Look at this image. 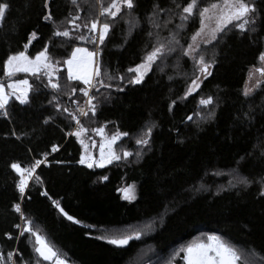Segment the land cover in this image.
<instances>
[{
	"label": "trees",
	"instance_id": "16d2710c",
	"mask_svg": "<svg viewBox=\"0 0 264 264\" xmlns=\"http://www.w3.org/2000/svg\"><path fill=\"white\" fill-rule=\"evenodd\" d=\"M45 2L0 0L8 5L0 19V82L6 86L27 80L29 85V103L20 104L10 96L7 116L0 110V249L5 264L9 252H16V264L21 257L26 264H37L38 260L54 264L38 257L34 238L19 234L24 225L21 215L39 229L67 264H186L179 250L207 235L221 236L242 254L261 261L264 75L249 95L244 93L249 74L264 68L259 60L264 53V0H248L256 8L255 31H241L230 24L217 40L200 47L198 52L215 63L209 70L211 75L187 96L192 79L200 75L193 59L182 54L199 29L195 9L182 29L176 27L189 0H134L131 14L122 7L116 18L100 15L111 0H78L79 8L70 0H47V8ZM211 2L215 0H198L200 7ZM154 3L170 10L160 13L157 21L163 25L169 19L166 27L154 28L148 23ZM49 13L52 20H44ZM75 16H79L74 21L81 25L78 29L69 22ZM93 18L110 24L100 43L99 62L102 78L111 87L97 86L96 114L89 112L84 117L83 126L89 131L80 139L87 141L97 158L103 140L91 130L103 125L107 137L128 133L117 140L114 150L121 156L122 149L133 155L89 168L87 163L78 162L85 147L76 136H68L73 120L63 112L66 107L74 114L75 106L85 102L79 89L86 86L82 81L68 80L64 61L77 47L94 51L93 40L76 38L93 36L83 27ZM137 21L138 26H133ZM64 29L70 30L69 38L54 35ZM33 32L36 35L29 42ZM170 32L179 33L175 51L157 60L140 84H130L135 73L128 70L142 63L156 43L157 33L164 40ZM45 48L58 67L52 79L61 85L60 91L45 87L48 78L44 71L6 76L4 62L9 55L24 51L35 57ZM108 75L117 78L109 80ZM73 87L77 90L70 93ZM6 91L11 90L6 87ZM208 97L212 103L201 105L200 100ZM56 104L62 107L57 109ZM150 126L149 144L137 145L136 138ZM36 160L44 163L21 195L16 187L20 175L11 165L27 168ZM244 178L251 183H240ZM124 190L132 197L125 198ZM53 201L74 220H68ZM15 204L20 205L21 213L15 211ZM147 224H152L150 230L145 229ZM134 230L144 234L125 246L99 238Z\"/></svg>",
	"mask_w": 264,
	"mask_h": 264
},
{
	"label": "snow or ice",
	"instance_id": "6c2138e0",
	"mask_svg": "<svg viewBox=\"0 0 264 264\" xmlns=\"http://www.w3.org/2000/svg\"><path fill=\"white\" fill-rule=\"evenodd\" d=\"M73 6L79 8L78 0H70ZM47 0L45 2V7L47 8ZM122 7L128 10L129 15L134 9V0H111L110 4L105 7H102L100 15H107L111 18H116L119 13H121ZM177 8L181 6L179 4L176 5ZM8 8L6 3H0V19L3 18L5 9ZM198 15L199 29L195 31V33L191 36L192 43H189L186 49H183L182 54L184 56H190L196 65V71L199 72L202 76L211 75L209 71L212 67V64L215 63L214 60H206L205 56L202 52H198L197 49L200 47V43L198 42V38L202 39L204 44H209L211 41L217 40L218 34H223L228 25H233V27L239 28L241 31H245L246 29H250L251 31H255V22H256V8L254 3L248 2V0H215V2L209 3L207 6L200 7L198 4V0H189V2L182 7L180 12V20L181 23L176 25L177 28L182 29L184 27V22L188 21L193 15ZM170 11L169 9L161 8L158 3H154L152 12L148 16V23H150L154 28L166 27L168 23H170L169 19H165L163 21V25L158 21L159 14L162 12ZM156 18V19H154ZM44 20L50 21L52 20V16L49 13L43 17ZM79 16L73 17L70 23H73V27L78 29L81 27L80 24L74 23L75 20H78ZM235 22V23H234ZM126 23H131L130 21H126ZM209 23L213 26L209 28ZM138 26V21L136 25ZM83 27L88 29L89 32L95 34L98 31V37L93 35L91 37H85L83 34L76 37L77 39H91L95 41L97 38L99 42L102 44L105 40L106 35L109 32L110 24L108 22L100 23L98 19L93 18L89 21H86L83 24ZM205 29H208V32H205ZM150 36L153 35L152 32L148 33ZM35 33H31V38L35 37ZM54 35L57 37H65L69 38L71 33L69 29H64L62 31H55ZM157 41L152 45L151 50L145 53L143 61L141 64H138L134 69H129L128 71L134 72L135 75L129 79L130 84H140L147 71H149L152 65L157 60H162L166 55L175 51L176 45L180 44L177 36L179 33H169V37L161 40L159 38V34L157 33ZM25 49H27L28 45H24ZM193 53H196L193 55ZM98 53L90 52L84 48H75L70 58L64 61L68 65V80H77L82 81L86 87H82L79 89L81 93L87 100L85 101L86 107H81L79 109L80 116L87 117L89 112L92 116L96 114V108L98 103V97L96 95H90L91 89H99L97 85L103 88H110V84H106L104 79L102 78V72L99 62L95 63L93 67V57L97 56ZM259 60L264 62V53H261L259 56ZM41 69H44V75L47 76V84L45 87H51L56 91L61 90V85L58 82H53V74L55 72V63L53 62L51 56L47 53V49L40 51L35 58H29L24 51H20L16 54H11L7 57L4 62V71L7 77H11L17 72H32L39 73ZM258 72L264 75V68H258ZM251 76V73L249 74ZM39 79V76L37 77ZM117 77H113L111 75L107 76V79L111 80ZM119 79H123V77H119ZM201 76H195L191 84L189 85L187 92L185 95L192 93L197 88H199V81ZM19 85H25L26 87L20 88ZM259 85V81L256 82L255 86ZM7 89L11 91H6ZM76 88L73 87L70 89V93H75ZM122 90V89H121ZM251 88L245 89V95H249L251 92ZM15 97L20 104L29 103L28 98V81L21 80L16 83H9L5 86L4 83L0 82V110L3 111V115L7 116L6 105L9 103V97ZM55 99V97H54ZM107 99V97H105ZM97 101V103H94ZM75 102V101H74ZM51 103V101H50ZM212 103V98L208 97L207 99H201L200 104L207 106ZM57 109H60L62 105L56 104ZM63 112L69 113V116L72 120L76 122L77 129L75 132L71 133L80 140V143L87 149L88 145L85 144L83 139H80L82 134L88 132L89 130L83 126L80 119L77 115L69 112L68 108H63ZM191 120L192 117L189 116L187 118ZM47 122V121H45ZM91 131L95 132L98 135L103 137V142L99 145L100 147V161L98 162V166H103L105 162L111 163L113 160H120L122 158H127L133 153L125 150L122 151V156L117 154L112 150V145L116 143V141L121 136H127L128 133H114L111 137L105 136V128L104 126H100L98 128H94ZM152 127H148L146 131H144L141 136L136 138L135 143L140 145L141 147L147 146L149 144V138L151 135ZM107 146L108 152L105 153V147ZM56 150V147L53 146V151ZM141 153L138 151L136 156H140ZM80 164L87 163L89 168L93 167V159L90 154L85 155L81 154L80 160L78 161ZM44 161L36 160L29 168H22L18 163H13L11 168L15 170L19 175L20 179L16 184L21 195L25 192V188L28 186V182L33 178L35 170L39 167ZM35 179L39 181V177L36 176ZM240 183L247 185L251 183V181L246 178L242 179ZM47 195V193H44ZM261 196H264V190L260 192ZM130 198V197H125ZM55 206L60 209L61 213L67 217L68 220L72 221L74 218L68 213L64 212V209L60 207L59 203L53 201ZM14 209L17 213H21V207L19 204H15ZM21 219L24 220V226L21 228L20 225H15L16 228H21L20 235H24V233L29 234V238H34V251L38 254V257L42 258L43 261H53L54 264H67L65 259L60 257L59 251L51 245L50 242L47 241L46 237L39 233V229H34L31 224L32 222L21 215ZM79 223V221H75ZM152 224L145 225V229L150 230ZM143 231L134 230L131 233L123 234L118 237H99L101 239H107V242L112 245L117 246H125L129 244L130 240L140 239ZM8 238L12 237L10 234H7ZM208 243L203 242H194L186 247L181 248L179 251L184 253L182 259L186 261V264H237L240 259L239 251L236 245H234L229 240L224 239L218 235H212L208 238ZM13 252L7 253V260L13 261ZM5 257L3 254H0V264H4ZM13 264L15 262L13 261ZM20 264H26L21 257ZM37 264H40V261H37ZM169 264H172L169 261ZM259 264H264V258L261 259Z\"/></svg>",
	"mask_w": 264,
	"mask_h": 264
},
{
	"label": "rangeland",
	"instance_id": "374dc122",
	"mask_svg": "<svg viewBox=\"0 0 264 264\" xmlns=\"http://www.w3.org/2000/svg\"><path fill=\"white\" fill-rule=\"evenodd\" d=\"M99 22L100 23H102L100 20H99ZM213 25L211 24V23H209V28L210 27H212ZM205 32L207 33L208 32V29H205ZM95 34H98V31H97V33H95ZM198 42L200 43V47L202 46V45H205L203 42H202V39L201 38H198ZM214 41H211L209 44H211V43H213ZM200 47H199V49H200ZM77 48H84V49H87V48H85V47H77ZM199 49H197V51H199ZM88 51H90L89 49H87ZM94 50V49H93ZM91 52V51H90ZM93 52V51H92ZM26 54V53H25ZM196 53H193V55H195ZM29 58H35V57H30L28 54H26ZM70 58V57H69ZM100 64V63H99ZM95 66V56L93 57V67ZM57 69H58V67L57 66H55V72L57 71ZM66 69H67V71H68V65L66 64ZM41 71H44V69H41ZM40 71V72H41ZM54 72V73H55ZM18 73V72H17ZM22 73H28V74H32V72H22ZM199 76H201V79H200V81H199V84L201 85V83H202V81L204 80V78L207 76H202L201 74L199 75ZM262 77H263V75L260 73V72H258V71H256V70H253L252 71V73H251V76L249 77V80H248V83H247V88H251L252 90H251V92L254 90V88L256 87L255 85H256V82L257 81H261L262 80ZM19 87L20 88H24V87H26L25 85H19ZM198 89V88H197ZM197 89L195 90V91H193L192 93H190V94H193L194 92H196L197 91ZM28 90H29V85H28ZM101 136V135H100ZM102 137V136H101ZM102 140H103V137H102ZM101 140V141H102ZM103 142V141H102ZM102 142H100V143H102ZM117 142V141H116ZM100 143H99V145H100ZM85 144H87L88 145V147H87V149H85V155H88L89 153H90V155L92 156V159H93V165H97L98 166V162L100 161V147L98 148V155H97V158H95V156H94V154H93V152H90L89 150V144L87 143V141H86V143ZM93 146L95 147V143H93ZM114 146H115V144H113L112 145V150L113 151H115L114 150ZM107 152H108V149H107V146L105 147V153L107 154ZM114 161V160H113ZM112 161V162H113ZM111 162V163H112ZM110 163H107V162H105L104 164H103V166H98V167H104V166H107V165H109ZM123 194H124V197H132V194L129 192V191H127V190H124L123 191ZM24 226V225H23ZM209 236H212V235H207V236H205V237H202L200 240H198L197 242H203V243H208L209 241H208V237ZM1 248V247H0ZM0 254H3L2 252H1V249H0ZM4 255V254H3ZM239 255H240V259H239V261L237 262V264H259V261L260 260H258V259H256L254 256H251V255H249V254H245V253H241V252H239ZM7 259V258H6ZM13 261L15 262V264H16V261H15V254L13 255ZM13 261H8L7 260V263L8 264H13ZM4 264H5V261H4Z\"/></svg>",
	"mask_w": 264,
	"mask_h": 264
},
{
	"label": "built area",
	"instance_id": "2783aa9c",
	"mask_svg": "<svg viewBox=\"0 0 264 264\" xmlns=\"http://www.w3.org/2000/svg\"><path fill=\"white\" fill-rule=\"evenodd\" d=\"M93 35H95V36L98 37V34H93ZM94 42H95V49H94L93 52L98 53V55L95 56V63H96L97 61H98V62L100 61V57H101L102 52H101V49H100V42H99L98 38H97ZM99 63H100V62H99ZM97 86H98V85H97ZM95 91H96V89H91V90H90V95H94V94H95ZM86 100H87V97L85 98V101H86ZM81 107H86V106H85V102H84L83 104H80V105L75 106V108H74V114L77 115V117L80 119L81 123L83 124V120H84V117H85V116H80V114H79V109H80ZM76 129H77V125H76V122L73 120V126H72V129H71V131L69 132V135H68V136H69V137H70V136H73V135H71V133L75 132ZM40 166H41V165H40ZM40 166L36 168L35 173H34V175H33V178H34V176L36 175V172H37V170L40 168ZM27 168H29V167H27ZM33 178H32V179H33ZM32 179H30L29 182H30ZM29 182H28V185H29ZM27 187H28V186H27ZM27 187L25 188V192H26V190H27ZM25 192L23 193V195H25ZM14 254H16V252H15Z\"/></svg>",
	"mask_w": 264,
	"mask_h": 264
}]
</instances>
